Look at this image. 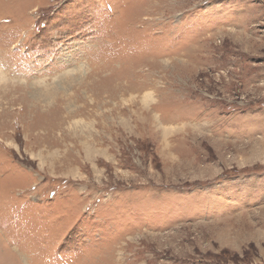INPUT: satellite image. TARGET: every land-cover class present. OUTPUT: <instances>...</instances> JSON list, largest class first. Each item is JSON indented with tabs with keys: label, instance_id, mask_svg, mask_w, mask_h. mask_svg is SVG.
Masks as SVG:
<instances>
[{
	"label": "rangeland",
	"instance_id": "1",
	"mask_svg": "<svg viewBox=\"0 0 264 264\" xmlns=\"http://www.w3.org/2000/svg\"><path fill=\"white\" fill-rule=\"evenodd\" d=\"M0 264H264V0H0Z\"/></svg>",
	"mask_w": 264,
	"mask_h": 264
}]
</instances>
